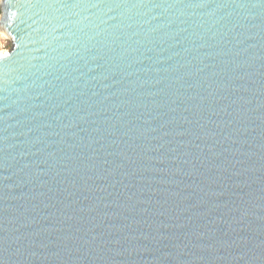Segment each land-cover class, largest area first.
Listing matches in <instances>:
<instances>
[{"label": "water", "instance_id": "obj_1", "mask_svg": "<svg viewBox=\"0 0 264 264\" xmlns=\"http://www.w3.org/2000/svg\"><path fill=\"white\" fill-rule=\"evenodd\" d=\"M0 264H264V0H2Z\"/></svg>", "mask_w": 264, "mask_h": 264}, {"label": "built area", "instance_id": "obj_2", "mask_svg": "<svg viewBox=\"0 0 264 264\" xmlns=\"http://www.w3.org/2000/svg\"><path fill=\"white\" fill-rule=\"evenodd\" d=\"M1 2L2 0H0V20H1V17H2V13H1ZM9 39L3 37L1 34H0V51L3 50V49H6L8 50V48H6V44L9 43Z\"/></svg>", "mask_w": 264, "mask_h": 264}, {"label": "rangeland", "instance_id": "obj_3", "mask_svg": "<svg viewBox=\"0 0 264 264\" xmlns=\"http://www.w3.org/2000/svg\"><path fill=\"white\" fill-rule=\"evenodd\" d=\"M10 47H11V42H9V43L6 44V48L9 49ZM3 50H4V49H3Z\"/></svg>", "mask_w": 264, "mask_h": 264}, {"label": "bare ground", "instance_id": "obj_4", "mask_svg": "<svg viewBox=\"0 0 264 264\" xmlns=\"http://www.w3.org/2000/svg\"><path fill=\"white\" fill-rule=\"evenodd\" d=\"M5 51H6V49H4V50H1V51H0V54H1V53H3V52H5Z\"/></svg>", "mask_w": 264, "mask_h": 264}]
</instances>
